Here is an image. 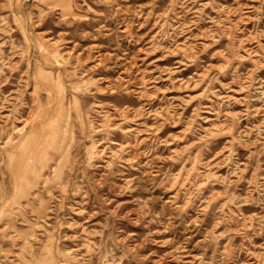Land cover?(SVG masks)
Wrapping results in <instances>:
<instances>
[{
	"label": "rangeland",
	"instance_id": "1",
	"mask_svg": "<svg viewBox=\"0 0 264 264\" xmlns=\"http://www.w3.org/2000/svg\"><path fill=\"white\" fill-rule=\"evenodd\" d=\"M0 264H264V0H0Z\"/></svg>",
	"mask_w": 264,
	"mask_h": 264
}]
</instances>
